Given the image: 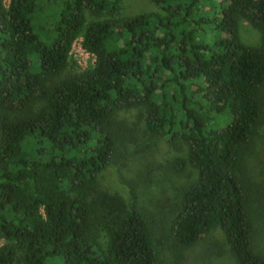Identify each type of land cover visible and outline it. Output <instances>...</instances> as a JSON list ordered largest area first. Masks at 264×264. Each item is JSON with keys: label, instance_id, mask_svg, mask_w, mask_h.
<instances>
[{"label": "trees", "instance_id": "1", "mask_svg": "<svg viewBox=\"0 0 264 264\" xmlns=\"http://www.w3.org/2000/svg\"><path fill=\"white\" fill-rule=\"evenodd\" d=\"M125 1L0 0V264H164L146 215L99 190L140 135L183 154L170 172L198 174L167 231L176 252L218 230L237 264H264L243 180L264 0H151L123 17ZM80 38L95 62L68 74Z\"/></svg>", "mask_w": 264, "mask_h": 264}, {"label": "rangeland", "instance_id": "2", "mask_svg": "<svg viewBox=\"0 0 264 264\" xmlns=\"http://www.w3.org/2000/svg\"><path fill=\"white\" fill-rule=\"evenodd\" d=\"M10 0H7V4ZM157 8L151 0H126L122 16L154 12ZM240 34L248 46H259L261 37L249 23H241ZM71 59L75 68L68 74L80 72L94 64L95 58L82 48V39L73 46ZM261 119L255 129L252 142L243 151L246 176L244 183L247 205L254 227V249L264 251V91L259 94ZM139 144L121 150L116 163L99 176V190L106 198H120L127 209L141 210L152 229L160 235L159 251L164 264H237L221 231H215L196 246L176 252L168 228L180 208L182 193L197 179V171L187 168L178 176L166 168L167 161L183 154L171 149L166 138H143ZM1 245V243H0ZM222 253L216 256L215 253Z\"/></svg>", "mask_w": 264, "mask_h": 264}, {"label": "built area", "instance_id": "3", "mask_svg": "<svg viewBox=\"0 0 264 264\" xmlns=\"http://www.w3.org/2000/svg\"><path fill=\"white\" fill-rule=\"evenodd\" d=\"M76 43V42H75Z\"/></svg>", "mask_w": 264, "mask_h": 264}]
</instances>
